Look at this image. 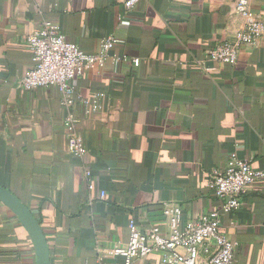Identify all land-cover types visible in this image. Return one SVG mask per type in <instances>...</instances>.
I'll use <instances>...</instances> for the list:
<instances>
[{
  "label": "crops",
  "instance_id": "obj_1",
  "mask_svg": "<svg viewBox=\"0 0 264 264\" xmlns=\"http://www.w3.org/2000/svg\"><path fill=\"white\" fill-rule=\"evenodd\" d=\"M124 1L0 0V185L39 221L50 264H123L114 251L129 221L168 234L173 206L183 221L218 212L220 232L238 243L233 264H264V180L229 214L207 185L232 153L264 171V38L242 47L234 65L211 62L208 50L248 21L237 0H138L127 16ZM247 2L264 15V0ZM44 22L85 54L118 40L76 83L86 99L99 94L96 113L74 108L81 159L65 150L58 87H17L33 66L26 38ZM0 264H35L26 231L1 203ZM137 264H160V254Z\"/></svg>",
  "mask_w": 264,
  "mask_h": 264
},
{
  "label": "built area",
  "instance_id": "obj_2",
  "mask_svg": "<svg viewBox=\"0 0 264 264\" xmlns=\"http://www.w3.org/2000/svg\"><path fill=\"white\" fill-rule=\"evenodd\" d=\"M137 1H124L125 16L133 11ZM235 11L248 21L232 39L217 42L208 50L211 62L234 65L242 47H255L264 38V15L253 14L247 0H237ZM26 41L33 66L20 79L17 87L25 91L58 87L60 105L65 110V150L72 157L81 159L87 150L78 131L79 119L74 108L79 105L87 112L96 113L99 94L86 99L77 92L76 83L87 70L102 66L118 45V40L109 36L100 42L96 53L85 54L64 39L58 24L44 22L40 29L27 36ZM111 56L113 62L126 60V57ZM132 63L137 66L139 61L134 59ZM83 178L86 190L92 192L91 173L85 171ZM262 180L264 171L254 168L251 159H240L232 153L223 169L210 173L207 185L219 201L220 212L229 214L239 208L240 200L249 187ZM104 195L99 191L98 199H103ZM165 213L169 222V233L165 235L155 226L141 229L134 219L129 221L128 240L123 248L114 251L123 258V264H137L154 252L160 254V264H233L238 243L220 232L218 212L205 213L196 222L183 221L181 209L177 206L165 210Z\"/></svg>",
  "mask_w": 264,
  "mask_h": 264
},
{
  "label": "water",
  "instance_id": "obj_3",
  "mask_svg": "<svg viewBox=\"0 0 264 264\" xmlns=\"http://www.w3.org/2000/svg\"><path fill=\"white\" fill-rule=\"evenodd\" d=\"M0 203L15 215L26 231L35 253V264H50L47 240L32 211L9 190L0 185Z\"/></svg>",
  "mask_w": 264,
  "mask_h": 264
}]
</instances>
